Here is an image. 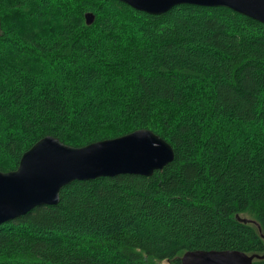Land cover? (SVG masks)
Instances as JSON below:
<instances>
[{
	"label": "trees",
	"instance_id": "1",
	"mask_svg": "<svg viewBox=\"0 0 264 264\" xmlns=\"http://www.w3.org/2000/svg\"><path fill=\"white\" fill-rule=\"evenodd\" d=\"M140 129L173 162L70 183L58 205L0 226V264L264 256V23L224 7L0 0L1 171L47 136L79 148Z\"/></svg>",
	"mask_w": 264,
	"mask_h": 264
},
{
	"label": "water",
	"instance_id": "2",
	"mask_svg": "<svg viewBox=\"0 0 264 264\" xmlns=\"http://www.w3.org/2000/svg\"><path fill=\"white\" fill-rule=\"evenodd\" d=\"M117 1L150 15H162L181 5L224 7L264 23V0ZM94 21L92 13L86 15L88 25ZM174 158L173 147L147 129L79 148L47 136L22 156L17 170H0V226L37 207L58 205L62 189L74 181L125 174L152 177ZM261 258L264 256H249L236 250H197L187 252L182 264H253L254 259Z\"/></svg>",
	"mask_w": 264,
	"mask_h": 264
},
{
	"label": "rangeland",
	"instance_id": "3",
	"mask_svg": "<svg viewBox=\"0 0 264 264\" xmlns=\"http://www.w3.org/2000/svg\"><path fill=\"white\" fill-rule=\"evenodd\" d=\"M162 264H168L167 262H164V263H162Z\"/></svg>",
	"mask_w": 264,
	"mask_h": 264
}]
</instances>
